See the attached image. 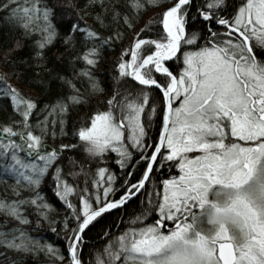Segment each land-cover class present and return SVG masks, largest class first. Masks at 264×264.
<instances>
[{"label": "snow or ice", "instance_id": "6c2138e0", "mask_svg": "<svg viewBox=\"0 0 264 264\" xmlns=\"http://www.w3.org/2000/svg\"><path fill=\"white\" fill-rule=\"evenodd\" d=\"M92 5L101 9L94 20L109 34L77 15L64 29L65 51L56 55L72 64L67 77L45 69L48 47L61 38L53 8L42 0H0V10L25 35H38L35 67L69 92L37 112L36 100L0 74V96L19 117L0 124V246L43 251L54 264H264V0H173L154 29L146 23L120 48L112 60V94L100 102L103 109L78 118L76 142L46 144L57 126L64 132L66 115L85 100L73 79L102 93L94 73L102 51L123 40L146 6L159 7L152 0H87L84 6ZM34 113L40 118L33 124ZM154 117L158 135L151 137ZM77 150L88 166L68 155ZM112 153L126 174L122 183L105 166ZM163 169L171 174L159 179ZM49 176L70 210L56 220L40 190ZM80 176L82 185L69 182ZM141 192V212L114 221L125 225L115 231L101 229L102 244L86 262V232ZM33 214L36 225L44 220L64 232L63 251L29 234Z\"/></svg>", "mask_w": 264, "mask_h": 264}, {"label": "trees", "instance_id": "16d2710c", "mask_svg": "<svg viewBox=\"0 0 264 264\" xmlns=\"http://www.w3.org/2000/svg\"><path fill=\"white\" fill-rule=\"evenodd\" d=\"M87 0H42V5H47L53 8L55 13L53 23L56 24L58 30L61 32V38H58L54 43L48 47L45 53L47 63L45 69L57 68L60 70L61 75L72 77L73 66L67 59L58 60L56 55L62 53L65 49L62 46V35L64 29L68 27L70 23H74L77 20V15L82 18V22L92 25L98 31H102L103 35H108L107 31L100 28L99 24L94 20L96 12L101 11L96 5L91 7H85ZM153 3H158L159 7L146 6V8L140 13L139 18L135 21L131 29L126 30L122 41H116L114 48H107L101 53V60L97 65L94 73L100 82V87L104 90L102 93H91L87 90V83L85 81L73 79L77 87L81 89V93L85 96L84 102L71 108L69 113L65 117L64 132L61 133L59 127L56 128V136L53 137L50 134L45 137L46 144L59 145L60 143H75L76 141L72 137L73 128H78V118L83 120L87 114L95 111L97 108L103 109L105 105L101 104V101L106 100L108 96L112 94L114 82L112 76V60L116 58L121 47L126 46L132 39L134 33L143 28L146 23H149L151 27H155L156 21L159 18V14L170 4L173 0H152ZM17 3L23 4V0H17ZM84 13H90L84 15ZM8 14L0 10V74H5L7 81L15 86L24 97L34 98L37 102L38 109L45 104H50L55 101L58 95L69 94L68 89L58 79L50 78L45 69H38L35 65L39 62L37 58L33 56L34 44L33 41L38 39L37 34L27 36L24 33V29L19 26L17 21L8 19ZM199 24V21H197ZM188 30H193V25L190 23ZM197 30H199L197 28ZM149 34V33H144ZM19 45V46H17ZM176 61L170 64L173 71ZM82 65L77 64L76 68ZM3 85H0L2 88ZM19 117L13 114V110L10 107V101L0 96V124L10 123L12 120ZM40 117L35 113L32 115L31 120L33 124ZM149 135L155 137L158 135V119L153 118L152 124L149 126ZM68 155L74 156L81 163L88 166L87 160L81 159L80 150L75 153H68ZM112 159L108 160L105 165L109 170L117 174V181L121 175H126L121 171L119 165L115 163L118 158L115 153L111 154ZM65 172H69L72 169L67 166V159L65 158ZM132 163L139 164L134 160ZM94 169L97 167L95 163L89 166ZM140 167L136 169L137 175H139ZM171 173L167 169H163L156 173L159 179L166 178ZM2 175V174H0ZM7 182L10 184L12 180L9 178ZM70 183L83 182V176L72 179L69 178ZM117 183V187H119ZM151 184V181H149ZM2 187V183H0ZM40 190L45 195L48 203L53 207L50 211V217L53 220L57 219V216L63 217L67 215L68 209L63 205L55 196V185L51 182V177L46 178L40 185ZM27 194V193H26ZM120 193L117 192L118 196ZM146 192H141L134 198L126 201L125 205L119 206L116 209H112L98 219L97 222L86 232L84 235V241L81 245V251L83 252V259L87 262L91 259L89 253L93 252L94 248H99L102 244V239H97V234L101 232V229L111 228L115 231L117 228H122L125 225L123 223L117 224L114 221H126L132 216L142 210V200L145 199ZM75 202V197L72 198ZM155 218V217H153ZM32 223L27 226L29 234L41 239V242H50L63 251L66 248L67 241L64 236V232L60 230L57 225H49L44 220H41L39 225L35 224L37 219L36 215L30 218ZM56 227L57 231L53 232L52 228ZM67 259V256H65ZM0 264H54L43 251L36 252H22L14 249H6L0 246Z\"/></svg>", "mask_w": 264, "mask_h": 264}, {"label": "water", "instance_id": "95a60500", "mask_svg": "<svg viewBox=\"0 0 264 264\" xmlns=\"http://www.w3.org/2000/svg\"><path fill=\"white\" fill-rule=\"evenodd\" d=\"M138 194H139V193H138ZM138 194H137V195H138ZM137 195H136V196H137ZM134 197H135V196H134ZM134 197H132V198H134ZM132 198H130V199H132ZM130 199H129V200H130Z\"/></svg>", "mask_w": 264, "mask_h": 264}]
</instances>
